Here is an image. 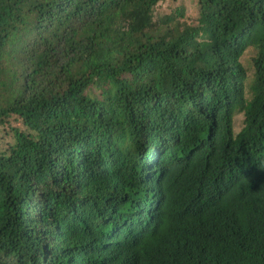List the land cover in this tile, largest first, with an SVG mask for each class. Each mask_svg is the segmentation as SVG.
Listing matches in <instances>:
<instances>
[{
	"label": "trees",
	"instance_id": "16d2710c",
	"mask_svg": "<svg viewBox=\"0 0 264 264\" xmlns=\"http://www.w3.org/2000/svg\"><path fill=\"white\" fill-rule=\"evenodd\" d=\"M0 264H264V0H0Z\"/></svg>",
	"mask_w": 264,
	"mask_h": 264
},
{
	"label": "rangeland",
	"instance_id": "374dc122",
	"mask_svg": "<svg viewBox=\"0 0 264 264\" xmlns=\"http://www.w3.org/2000/svg\"><path fill=\"white\" fill-rule=\"evenodd\" d=\"M172 5H162L160 7V9L166 11V13L169 12V10L171 9ZM243 127V116L242 115H238L235 117L234 120V131L237 134Z\"/></svg>",
	"mask_w": 264,
	"mask_h": 264
}]
</instances>
